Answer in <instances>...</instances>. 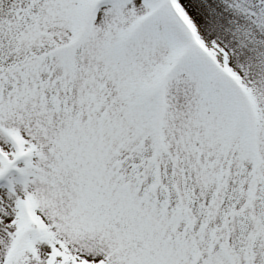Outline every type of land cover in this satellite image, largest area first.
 <instances>
[{
    "label": "rangeland",
    "instance_id": "1",
    "mask_svg": "<svg viewBox=\"0 0 264 264\" xmlns=\"http://www.w3.org/2000/svg\"><path fill=\"white\" fill-rule=\"evenodd\" d=\"M172 2L0 0V264H264V0Z\"/></svg>",
    "mask_w": 264,
    "mask_h": 264
},
{
    "label": "bare ground",
    "instance_id": "2",
    "mask_svg": "<svg viewBox=\"0 0 264 264\" xmlns=\"http://www.w3.org/2000/svg\"><path fill=\"white\" fill-rule=\"evenodd\" d=\"M170 5L172 6V10L174 8V11L177 14V17L179 18V21L182 23V25H184V28L186 29L188 34L191 36L192 42L200 45V43H201L200 39H199L198 35L196 34L195 26L192 23V21L190 20V18L182 11L181 7L178 4L172 2V0L170 1ZM3 153H4V151H3ZM0 154H1L0 158L3 159L2 162L8 161V162H11V164L14 163V161L11 158L3 155L2 152ZM16 158L17 157L14 156L13 159H16ZM1 159H0V161H1ZM24 184H25V182H23V180H19L16 177L10 176L8 188H6V189L1 188V190H0V199H2L1 196L6 197L7 195H14V196L23 195V193H25L27 190L26 184L25 185Z\"/></svg>",
    "mask_w": 264,
    "mask_h": 264
}]
</instances>
